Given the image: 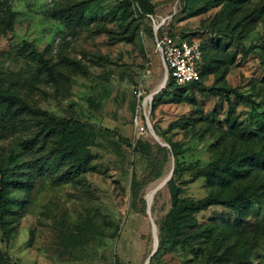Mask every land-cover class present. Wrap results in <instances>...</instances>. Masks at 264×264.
Here are the masks:
<instances>
[{
  "label": "rangeland",
  "instance_id": "374dc122",
  "mask_svg": "<svg viewBox=\"0 0 264 264\" xmlns=\"http://www.w3.org/2000/svg\"><path fill=\"white\" fill-rule=\"evenodd\" d=\"M123 1L0 0V89L98 135L77 170L78 154L60 137L27 142L40 117L0 104V164L11 151L31 162L29 187L13 192L21 202L0 225V252L10 264H205L199 242L161 238L172 181L182 198L229 196L235 180L210 181L193 169L221 154L264 149V0H148L151 15ZM253 10L260 16L236 38L228 18ZM154 23L205 46L213 69L200 85L168 84ZM36 53L53 66L54 79ZM169 173V184L155 190ZM197 219L234 218L214 207ZM243 221L264 223V204H248ZM229 240L244 244L240 234ZM246 245L255 252L251 262L264 264V240Z\"/></svg>",
  "mask_w": 264,
  "mask_h": 264
},
{
  "label": "trees",
  "instance_id": "16d2710c",
  "mask_svg": "<svg viewBox=\"0 0 264 264\" xmlns=\"http://www.w3.org/2000/svg\"><path fill=\"white\" fill-rule=\"evenodd\" d=\"M134 2L137 3V9H135L139 13L151 15L150 13L153 12L154 6L148 0H124L125 9ZM253 11L256 15L248 12L234 20L228 18L226 24L232 26L231 32L236 38H240L241 35L243 36L247 32L244 28L247 26L248 19L255 20L260 16L261 11ZM152 36L154 38L153 29ZM188 37L193 38L192 36ZM200 44L203 54L200 78L198 81L188 85H200L204 75L213 69L212 56L208 54L201 41ZM215 45H218V41H215ZM36 57L41 70L46 73L48 78L54 79L53 66L41 54L36 53ZM167 82H169L168 84L175 85L172 79L167 80ZM221 90V88L212 89L216 95L222 94ZM226 96H229V94L226 93ZM1 103L5 105L4 108L17 106L20 109L28 111L30 114L40 117L38 133L27 142L31 144L34 142H44L47 138L58 136L68 149L78 154L79 163L76 165L77 170L86 167L90 159V147L98 144V135L93 128L78 120L53 116L45 110L29 105L24 99L10 93L7 89H0ZM30 164L31 162L20 159L15 151H11L6 161H1V226L14 214L15 204L21 202V199L17 198L13 192L29 187L30 179L25 178V176L30 169ZM244 164H248L249 167L242 168ZM250 167L255 170V178L254 176L248 177ZM69 174L68 172L65 173L66 176ZM193 174L196 177H202L210 181L217 179L226 183H232L235 180L234 182H237V186L229 196L209 194L201 199L194 200L180 197L181 187L173 180L169 188L171 209L165 218L161 238L182 246H192L193 243L199 242V246L204 245L202 248L205 255V264H222V262L227 264L230 260V255L234 256L233 263L231 264H253L251 259L255 252L246 245V242L250 239L255 244L259 241L261 243L264 240V223L259 221L246 223L243 221V215L244 209L248 204H264V149L256 152L243 150L227 156L221 154L208 165L193 169ZM170 180L171 178L166 183L169 184ZM214 207L232 212L234 218L232 223L225 221L203 224L198 221V213ZM228 227L231 228L232 233L240 234V239H244L243 245H240V242H230L229 238L232 233L229 232L228 237L225 235ZM94 230L97 234L102 233L98 228H94ZM210 243L211 249L207 245ZM223 245L226 248L221 251ZM0 264H10L1 252Z\"/></svg>",
  "mask_w": 264,
  "mask_h": 264
},
{
  "label": "built area",
  "instance_id": "2783aa9c",
  "mask_svg": "<svg viewBox=\"0 0 264 264\" xmlns=\"http://www.w3.org/2000/svg\"><path fill=\"white\" fill-rule=\"evenodd\" d=\"M160 28L161 23L153 24L155 47L161 58L167 80L172 79L177 86L198 81L203 65L200 41L169 31L160 32ZM136 124L138 125V122Z\"/></svg>",
  "mask_w": 264,
  "mask_h": 264
},
{
  "label": "bare ground",
  "instance_id": "6f19581e",
  "mask_svg": "<svg viewBox=\"0 0 264 264\" xmlns=\"http://www.w3.org/2000/svg\"><path fill=\"white\" fill-rule=\"evenodd\" d=\"M162 87V86H161ZM170 174L171 173H169V175H167L159 184H157L156 186H155V190H157V189H159L164 183H166V181L169 179V177H170ZM157 243V242H156ZM156 243H155V245H154V248H155V246H156Z\"/></svg>",
  "mask_w": 264,
  "mask_h": 264
},
{
  "label": "water",
  "instance_id": "95a60500",
  "mask_svg": "<svg viewBox=\"0 0 264 264\" xmlns=\"http://www.w3.org/2000/svg\"><path fill=\"white\" fill-rule=\"evenodd\" d=\"M167 81V80H166ZM157 243H158V241H157ZM157 243H156V246H157ZM156 246H155V248H156ZM147 262H148V260H147Z\"/></svg>",
  "mask_w": 264,
  "mask_h": 264
}]
</instances>
